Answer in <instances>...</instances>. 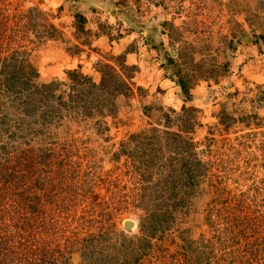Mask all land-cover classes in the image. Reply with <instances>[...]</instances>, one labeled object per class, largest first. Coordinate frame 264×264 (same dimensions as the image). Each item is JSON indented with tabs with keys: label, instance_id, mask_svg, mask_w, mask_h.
Listing matches in <instances>:
<instances>
[{
	"label": "rangeland",
	"instance_id": "obj_1",
	"mask_svg": "<svg viewBox=\"0 0 264 264\" xmlns=\"http://www.w3.org/2000/svg\"><path fill=\"white\" fill-rule=\"evenodd\" d=\"M0 264H264V0H0Z\"/></svg>",
	"mask_w": 264,
	"mask_h": 264
},
{
	"label": "water",
	"instance_id": "obj_2",
	"mask_svg": "<svg viewBox=\"0 0 264 264\" xmlns=\"http://www.w3.org/2000/svg\"><path fill=\"white\" fill-rule=\"evenodd\" d=\"M126 227L135 226V222L133 220H125Z\"/></svg>",
	"mask_w": 264,
	"mask_h": 264
},
{
	"label": "trees",
	"instance_id": "obj_3",
	"mask_svg": "<svg viewBox=\"0 0 264 264\" xmlns=\"http://www.w3.org/2000/svg\"><path fill=\"white\" fill-rule=\"evenodd\" d=\"M181 84H182V81H181ZM184 86V85H183Z\"/></svg>",
	"mask_w": 264,
	"mask_h": 264
}]
</instances>
